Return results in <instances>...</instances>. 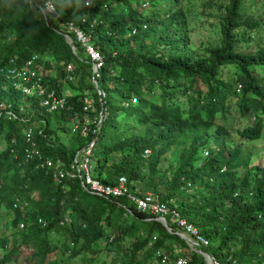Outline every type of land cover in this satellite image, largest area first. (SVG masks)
I'll list each match as a JSON object with an SVG mask.
<instances>
[{"label":"trees","instance_id":"obj_1","mask_svg":"<svg viewBox=\"0 0 264 264\" xmlns=\"http://www.w3.org/2000/svg\"><path fill=\"white\" fill-rule=\"evenodd\" d=\"M48 1L55 10L44 14ZM184 1L0 0V208L8 213L9 231L0 236L1 264L24 246L35 250L25 264H92L103 253L111 260L101 264H161L159 251L171 264L184 256L189 264H206L170 216L171 232L127 197L92 195L80 178L58 183L37 159L26 162L28 127L43 154L69 171L97 138L95 179L114 185L124 176L132 194L168 201L210 241L203 253L264 264V164L253 166L243 150L264 129V13L257 9L260 0L220 5V42L200 53L190 45ZM69 23L90 37L104 62L98 81L110 116L88 136L72 133L73 119L99 114L103 103L93 61ZM33 59L47 93L66 97L64 110L47 112L43 96H25L8 79L9 69ZM87 97L94 100L90 112L84 110ZM233 99L243 116L254 118L238 136L216 126ZM9 105L25 122L8 120ZM172 149L179 162L164 170Z\"/></svg>","mask_w":264,"mask_h":264},{"label":"built area","instance_id":"obj_2","mask_svg":"<svg viewBox=\"0 0 264 264\" xmlns=\"http://www.w3.org/2000/svg\"><path fill=\"white\" fill-rule=\"evenodd\" d=\"M89 5V3H87ZM55 8L53 4L48 1L45 8H43V13H52ZM68 29L74 32L77 35L78 40L86 47L87 53L93 61V83L95 88L98 90L100 95V101L103 103L102 110L99 114L87 115L80 120L78 118L73 119V125L71 131L73 134H79L81 136H88L90 133L96 134L102 127L104 120H106L110 113L104 107L103 100L106 98L107 94L105 91L101 90L99 85V79L101 78V70L103 68V58L96 52V50L90 45V37L84 34V32L75 26L73 23L68 24ZM34 60L27 64L24 68H13L7 71V77L9 80H12L14 86H16L22 94L25 96H43L41 101V106L47 112H57L64 110L66 108V97H59L55 92L47 93L44 87L41 84V79L38 78L37 69L34 68ZM67 72L72 73V65L67 66ZM16 80V81H14ZM69 81H74V76H68ZM46 96V97H45ZM94 107V100L92 97L85 98V107L84 110L87 112L92 111ZM9 109L6 112L8 120L17 121L21 120L25 122L24 119H19L18 116ZM24 136L26 138V148H25V161L30 162L37 159L40 167L46 170H52L54 179L60 183L64 178H80L82 181V186L84 189L92 195L104 197V198H120L127 197V199L135 204L137 208L141 211L149 213L154 217L155 220L163 223L164 218L167 219L168 216L171 217L173 222H175L183 231L177 234H181L183 239L188 243L189 249L191 251H198L204 255L206 264H236L235 260H232V257H228L225 260L219 259L215 255L208 253H203L201 251L202 246H208L210 241L202 235L199 230L192 224L188 223L186 219H183L180 213L171 208L169 202H161L156 198L152 193H147L143 197L136 196L129 191L127 178L122 176L119 178L118 182L114 185H105L99 180L93 177V164H92V155L94 148L96 146L97 138H94L90 141L81 151L78 152L75 163L71 167V171L65 169L63 164L56 162L49 156L43 154L35 138L34 129L28 127L24 131ZM148 154V151L146 152ZM81 156L83 157L81 159ZM16 158V156H15ZM62 165V166H61ZM173 202V201H172ZM170 202V203H172ZM124 208L131 212L128 207ZM42 222V221H41ZM45 225V223H44ZM24 223L20 224V229H24ZM168 231H172L170 228ZM156 256L161 259V264H171V258L164 252H157ZM175 264H189V259L184 257H179L174 261Z\"/></svg>","mask_w":264,"mask_h":264},{"label":"rangeland","instance_id":"obj_3","mask_svg":"<svg viewBox=\"0 0 264 264\" xmlns=\"http://www.w3.org/2000/svg\"><path fill=\"white\" fill-rule=\"evenodd\" d=\"M228 0H185L184 5L187 8L189 14V23L191 31V44L194 50L197 52L203 53L206 48L211 45H217L220 42V37L217 33L218 29V14L222 9L219 8L222 5L225 8ZM259 2V1H258ZM145 7L148 4L145 2ZM257 9L263 11L264 13V0H260L257 5ZM224 10V9H223ZM250 47L254 48L253 45ZM246 48H248L246 46ZM252 48L249 50L251 51ZM201 89H206L202 84L199 85ZM240 88V87H239ZM72 94V91L68 89L66 95ZM230 101V100H229ZM124 107V104H121ZM251 113L246 117L240 113V108L238 106V100L233 99L227 105V118L218 115L216 119V126H223L227 129V134L230 133L232 136H238V130H243L248 125H251L252 122ZM69 137V134L67 135ZM239 140V139H238ZM237 140V141H238ZM245 152H249L252 157V164H264V129L262 132V138L250 145L244 146L243 149ZM171 154H168V161L164 166V170L169 167L170 164H175L179 162V158L174 156L177 153V149H172ZM176 152V153H175ZM175 153V154H174ZM263 157V158H262ZM83 157L81 156V159ZM7 211L4 208H0V236L6 234L7 225ZM169 223V222H168ZM163 224V223H162ZM167 229V228H166ZM168 230V229H167ZM181 235V234H180ZM182 237V236H181ZM10 249V248H8ZM183 249H177V253L182 252ZM35 250L32 248L22 247L21 250L16 255L15 259L12 262L7 264H25V260L30 258L34 254ZM4 253L0 248V260L3 259ZM55 254L51 258H55ZM110 261L111 257L107 253H103L102 256L97 257L92 264H101L105 260ZM1 264V263H0Z\"/></svg>","mask_w":264,"mask_h":264},{"label":"water","instance_id":"obj_4","mask_svg":"<svg viewBox=\"0 0 264 264\" xmlns=\"http://www.w3.org/2000/svg\"><path fill=\"white\" fill-rule=\"evenodd\" d=\"M65 38L67 39V41H68L70 44H73V40H72V38H71L69 35H66ZM73 49H74V46H73ZM163 225H164L165 228H167L168 230L170 229V226H169L168 220H167L166 218H164Z\"/></svg>","mask_w":264,"mask_h":264},{"label":"clouds","instance_id":"obj_5","mask_svg":"<svg viewBox=\"0 0 264 264\" xmlns=\"http://www.w3.org/2000/svg\"><path fill=\"white\" fill-rule=\"evenodd\" d=\"M253 121H254V118L252 119V122H253ZM252 122H251V123H252Z\"/></svg>","mask_w":264,"mask_h":264}]
</instances>
